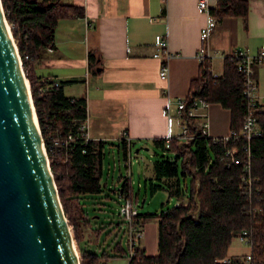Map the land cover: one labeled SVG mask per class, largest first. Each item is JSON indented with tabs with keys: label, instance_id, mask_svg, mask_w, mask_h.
I'll use <instances>...</instances> for the list:
<instances>
[{
	"label": "trees",
	"instance_id": "trees-1",
	"mask_svg": "<svg viewBox=\"0 0 264 264\" xmlns=\"http://www.w3.org/2000/svg\"><path fill=\"white\" fill-rule=\"evenodd\" d=\"M0 1L18 53L21 57L29 56L23 62V72L58 196L79 250L80 264H102L110 257L128 260L129 248L127 245L123 248L120 242L113 245L112 253L89 249L92 237L97 239L102 233L108 237L119 227L109 221L94 222L98 226L93 228L85 203L88 197L100 195L104 190L103 159L105 146L110 142L85 141L80 136V126L86 117L84 96H65L64 82L33 73V66L44 50L53 45L58 22L72 15L82 16L83 12L61 0ZM248 10L247 0H216L207 13L213 25L225 17H235L246 27ZM88 59L91 65L94 56L90 54ZM210 69L209 58L199 62L198 76L190 81L185 96V109L196 97L208 104H219L230 113L229 130L237 131L246 108L242 77L230 56L224 58L220 76L213 77ZM257 117L264 131V109ZM187 123L195 130L192 120ZM67 135L75 138L69 147L53 145L54 139ZM165 139H153L154 145L171 155H161L152 163L154 177L146 179L145 185L149 186L150 195L165 191L178 203L158 212L138 214L142 226L150 220L157 221V254L147 255L143 248L135 246L127 264H218L217 260L227 257L232 240L243 230L248 233L249 264H264V137L253 139L250 144L254 182L249 192L241 188L239 161L227 167L222 147L211 139L200 134L188 143L171 139L168 148ZM234 143L239 148L245 141L238 139ZM117 144L126 159L130 144L125 140ZM119 182V189L114 191L118 198L127 197L136 203L139 197L133 192L129 176L120 175Z\"/></svg>",
	"mask_w": 264,
	"mask_h": 264
},
{
	"label": "crops",
	"instance_id": "crops-1",
	"mask_svg": "<svg viewBox=\"0 0 264 264\" xmlns=\"http://www.w3.org/2000/svg\"><path fill=\"white\" fill-rule=\"evenodd\" d=\"M61 1L79 7L83 15L58 22L53 45L44 50L33 73L64 82L65 96H84L89 138L118 143L125 133L132 142L128 152L132 144L154 145L155 138L179 133V120L168 118L165 106L187 95L190 81L198 76V50L206 49L211 67L221 73L232 52L253 55L264 47V0H247L246 27L239 18L225 17L214 22L205 42L201 30L212 18L200 10L198 0ZM215 2L208 0L209 7ZM161 40L172 54L165 81L158 77L162 59L153 57ZM254 77L264 93V65L254 67ZM204 112L209 136L227 134V109L208 104ZM153 177L150 172L147 179ZM144 245L147 255H156L155 242ZM151 250L152 255L147 253Z\"/></svg>",
	"mask_w": 264,
	"mask_h": 264
},
{
	"label": "water",
	"instance_id": "water-1",
	"mask_svg": "<svg viewBox=\"0 0 264 264\" xmlns=\"http://www.w3.org/2000/svg\"><path fill=\"white\" fill-rule=\"evenodd\" d=\"M0 264H80L1 1Z\"/></svg>",
	"mask_w": 264,
	"mask_h": 264
},
{
	"label": "built area",
	"instance_id": "built-area-1",
	"mask_svg": "<svg viewBox=\"0 0 264 264\" xmlns=\"http://www.w3.org/2000/svg\"><path fill=\"white\" fill-rule=\"evenodd\" d=\"M198 7L202 11H206L209 8L208 0H198ZM213 26V20H210L206 27L201 30L202 36L204 37V42L207 39L209 31ZM17 48V47H16ZM18 50V49H17ZM235 63L236 72L242 77L243 81V95L246 99L245 115L242 120V125L239 130H229L227 134L219 137H211L208 133V122L207 115L204 112L208 107V102L202 98H194L191 105L185 109L186 99L185 97L179 98L174 104L167 103L165 106V113L168 118L176 117L179 120V133L177 135L168 136L165 139V147L168 148L169 141L171 139H176L180 142L188 143L195 140L197 134L205 136L216 145L222 147L223 158L226 160V166L235 165L238 161L242 167V190L244 192H249L254 180L251 178V141L255 138L264 137V131L261 129L258 123V113L264 109V97L258 95V85L254 77V67L257 65H264V47L260 48L255 54L250 55L243 50H236L229 55ZM20 64L23 66V62L29 59L28 55L20 56L18 53ZM153 57L162 59L160 69L158 72V77L160 80L165 81L168 77V67L167 61L172 54L169 53L166 47V42L161 40ZM198 59L201 61L204 58H209L206 49L201 48L197 53ZM210 73L213 77H218L221 73L213 70L211 67ZM187 120H192L193 127L195 130L190 129ZM88 120L87 112L86 117L80 126V136L84 138L85 141H90L87 134ZM127 144H130V140L125 137V133L122 135ZM238 139H243L245 143L239 148H236L235 141ZM75 138L71 135L65 137L56 138L53 140L54 146H64L69 147L70 143H73ZM230 144V145H229ZM45 147V146H44ZM46 150V149H45ZM121 204L119 208V215L125 222V233H126V245L129 248V256L127 263L133 255V248L139 246V240L143 236L142 225L138 221V206L133 203L127 197L120 198ZM237 239L240 243L245 246L248 245V233L243 230L239 233ZM248 247V246H247ZM249 264L250 256L248 253L239 259H232L230 257H224L217 260L218 264ZM103 264V263H102Z\"/></svg>",
	"mask_w": 264,
	"mask_h": 264
},
{
	"label": "rangeland",
	"instance_id": "rangeland-1",
	"mask_svg": "<svg viewBox=\"0 0 264 264\" xmlns=\"http://www.w3.org/2000/svg\"><path fill=\"white\" fill-rule=\"evenodd\" d=\"M258 95L264 97V93H260L259 91ZM117 145L116 142H110V144H106L105 146L103 176L101 181L102 184H104L103 192L100 195L90 196L85 200L90 215L91 226L93 228L98 226L97 224H94V222L100 223L111 221L113 225L119 224L118 229L112 230L108 237L104 233H102L97 239L91 236L92 239L89 249L98 253H101L102 251L112 253L111 249L116 242H120L123 248H127L125 222L119 217V206L121 201L114 192L120 187V175L129 176L132 181L133 192L138 194L139 197V213L158 212L161 208L171 207L178 203L175 197H169L165 191H157L155 194L150 195L149 186L145 185V180L148 178L149 173L153 172L152 163L155 160L160 159L161 155L170 156V153L163 152L154 145L148 144L143 147H131L127 158L125 159L121 149H119ZM136 149H138V152H135ZM180 182L181 185L184 184L181 177ZM143 200L145 201L142 204ZM145 224V228L144 225L142 226L143 236L139 240V246L142 248L145 246L144 244L154 246L155 242L156 251L151 250L147 251V253L152 255L155 251V254H157V221L150 220ZM109 227L111 228L112 226ZM75 246L79 255L76 242ZM248 252L249 249L247 246L240 243L237 239H234L231 242L227 257H233L234 254L238 257H241L244 254V257ZM103 264H127V260L120 257H110Z\"/></svg>",
	"mask_w": 264,
	"mask_h": 264
}]
</instances>
